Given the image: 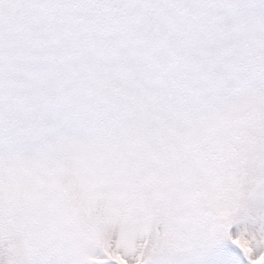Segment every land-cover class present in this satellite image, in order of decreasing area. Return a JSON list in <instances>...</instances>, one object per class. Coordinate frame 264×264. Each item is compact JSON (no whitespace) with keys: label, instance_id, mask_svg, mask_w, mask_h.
<instances>
[{"label":"snow or ice","instance_id":"1","mask_svg":"<svg viewBox=\"0 0 264 264\" xmlns=\"http://www.w3.org/2000/svg\"><path fill=\"white\" fill-rule=\"evenodd\" d=\"M0 264H264V0H0Z\"/></svg>","mask_w":264,"mask_h":264}]
</instances>
